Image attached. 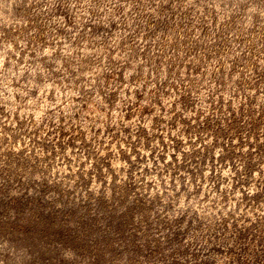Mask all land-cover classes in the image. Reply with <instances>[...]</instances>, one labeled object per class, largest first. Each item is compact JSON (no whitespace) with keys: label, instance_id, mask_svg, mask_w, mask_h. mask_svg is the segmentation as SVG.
Returning <instances> with one entry per match:
<instances>
[{"label":"rangeland","instance_id":"1","mask_svg":"<svg viewBox=\"0 0 264 264\" xmlns=\"http://www.w3.org/2000/svg\"><path fill=\"white\" fill-rule=\"evenodd\" d=\"M0 264H264V0H0Z\"/></svg>","mask_w":264,"mask_h":264}]
</instances>
